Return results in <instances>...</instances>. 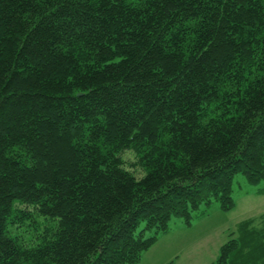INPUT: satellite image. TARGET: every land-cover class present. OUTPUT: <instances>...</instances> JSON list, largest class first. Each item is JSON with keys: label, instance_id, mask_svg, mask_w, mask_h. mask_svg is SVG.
I'll list each match as a JSON object with an SVG mask.
<instances>
[{"label": "trees", "instance_id": "1", "mask_svg": "<svg viewBox=\"0 0 264 264\" xmlns=\"http://www.w3.org/2000/svg\"><path fill=\"white\" fill-rule=\"evenodd\" d=\"M239 173L264 179V0H0V264H138Z\"/></svg>", "mask_w": 264, "mask_h": 264}, {"label": "rangeland", "instance_id": "2", "mask_svg": "<svg viewBox=\"0 0 264 264\" xmlns=\"http://www.w3.org/2000/svg\"><path fill=\"white\" fill-rule=\"evenodd\" d=\"M125 157L131 158V155L127 153ZM262 190L264 179L253 185L244 174H237L233 188L235 205L231 210L225 211L218 202H213L204 208L206 211L194 217L191 225L175 216L170 229L159 235L138 264H213L219 257L220 248L237 240L241 247L233 257L242 256L249 264H264Z\"/></svg>", "mask_w": 264, "mask_h": 264}]
</instances>
